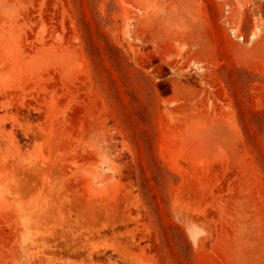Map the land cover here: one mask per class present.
<instances>
[{"label":"rangeland","instance_id":"1","mask_svg":"<svg viewBox=\"0 0 264 264\" xmlns=\"http://www.w3.org/2000/svg\"><path fill=\"white\" fill-rule=\"evenodd\" d=\"M0 264H264V0H0Z\"/></svg>","mask_w":264,"mask_h":264}]
</instances>
